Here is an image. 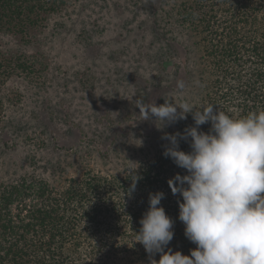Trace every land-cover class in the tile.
<instances>
[{
  "label": "trees",
  "instance_id": "trees-1",
  "mask_svg": "<svg viewBox=\"0 0 264 264\" xmlns=\"http://www.w3.org/2000/svg\"><path fill=\"white\" fill-rule=\"evenodd\" d=\"M81 1L0 0V122L6 116V103L18 99L8 86L10 81L16 76L33 80L43 72L38 64L44 54L29 53L20 45L60 41L68 25L62 23L67 21L61 19L65 14L82 10L90 17L95 13V6L77 8ZM98 10L92 19L99 22H86L80 37L108 23L106 12L101 6ZM165 14L173 17L174 39L176 34L182 37L180 43L189 50L201 47L206 74L200 81L203 93L198 101L193 102L195 88L188 85L179 102L213 103L236 116L264 109V0H173ZM50 24L51 35L43 36ZM16 40L14 48L10 44ZM50 58L55 61V54L51 52ZM193 124L189 113L186 120L172 125V133ZM209 128L210 123L201 126L204 131ZM140 134L125 138V146L117 141L108 167L101 172L89 169L82 177L58 185L33 176L1 181L0 264H114V257L137 264L149 258L135 238L149 207V194L157 191L165 193L161 204L175 221L168 248L190 254L196 245L185 236V225L179 220L182 197L173 195L168 185L169 178L185 170L163 155L167 143L158 147L160 136L141 138ZM88 145L98 146L95 140ZM180 147L190 150L184 141ZM133 176L136 190L129 197ZM159 258L157 253L155 259Z\"/></svg>",
  "mask_w": 264,
  "mask_h": 264
},
{
  "label": "rangeland",
  "instance_id": "rangeland-1",
  "mask_svg": "<svg viewBox=\"0 0 264 264\" xmlns=\"http://www.w3.org/2000/svg\"><path fill=\"white\" fill-rule=\"evenodd\" d=\"M80 5L96 11L90 17L81 9L65 14L62 23L68 25L60 41L50 40L45 47L35 41L19 44L29 53L44 54L38 64L43 72L33 80L16 76L8 84L18 99L6 103L0 122V182L33 176L58 185L89 169L101 172L114 144L125 146V138L139 131L141 138L160 136L161 145H156L162 146L172 125L161 131L153 121L141 120L136 100L163 104L169 97L179 102L180 81L195 88L193 102L203 93L201 47L189 50L180 43L182 37L173 38V17L165 14L173 0H82ZM99 6L108 23L80 37L86 22L97 20L92 17L100 13ZM50 25L43 36L51 35ZM16 42L10 45L16 48ZM89 140L98 146H89ZM114 259V264H134ZM137 264H149V258Z\"/></svg>",
  "mask_w": 264,
  "mask_h": 264
},
{
  "label": "clouds",
  "instance_id": "clouds-1",
  "mask_svg": "<svg viewBox=\"0 0 264 264\" xmlns=\"http://www.w3.org/2000/svg\"><path fill=\"white\" fill-rule=\"evenodd\" d=\"M178 87L184 88L183 81ZM136 101L141 120L153 121L161 131L189 113L194 120L183 132H164L162 139L168 141L163 155L185 170L169 178L168 185L173 195L182 197L179 220L196 247L190 254L168 248L175 221L161 204L165 193H150L135 238L148 253L149 264H264V109L236 116L213 103L169 97L163 104ZM208 123V131L202 130ZM181 141L190 150H183ZM132 180L129 197L137 177Z\"/></svg>",
  "mask_w": 264,
  "mask_h": 264
}]
</instances>
